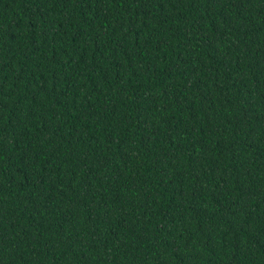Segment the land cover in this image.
<instances>
[{"label":"trees","instance_id":"1","mask_svg":"<svg viewBox=\"0 0 264 264\" xmlns=\"http://www.w3.org/2000/svg\"><path fill=\"white\" fill-rule=\"evenodd\" d=\"M0 264H264V0H0Z\"/></svg>","mask_w":264,"mask_h":264}]
</instances>
